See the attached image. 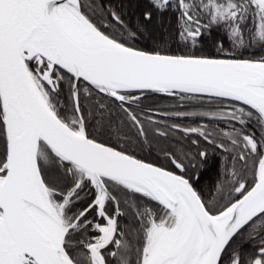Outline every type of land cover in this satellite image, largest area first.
I'll return each mask as SVG.
<instances>
[{
    "label": "snow or ice",
    "instance_id": "6c2138e0",
    "mask_svg": "<svg viewBox=\"0 0 264 264\" xmlns=\"http://www.w3.org/2000/svg\"><path fill=\"white\" fill-rule=\"evenodd\" d=\"M123 7L0 0V264H264V0Z\"/></svg>",
    "mask_w": 264,
    "mask_h": 264
},
{
    "label": "trees",
    "instance_id": "16d2710c",
    "mask_svg": "<svg viewBox=\"0 0 264 264\" xmlns=\"http://www.w3.org/2000/svg\"><path fill=\"white\" fill-rule=\"evenodd\" d=\"M91 2V0H89ZM97 2H100V0H97ZM123 4V19L125 20V23L128 25L135 24L139 21V8L137 5L145 6L147 4V0H131V6L129 5V0H111V5L112 6H117ZM243 51V50H242ZM261 51L259 48L255 49H250L248 51H243V55L245 57L248 56H259L261 55ZM149 103H153V101H149ZM177 101L173 98L170 97H163V96H158L154 98V103L153 107L158 109V110H164V109H171L173 105H175ZM181 110L185 111H208L212 110L206 105L204 107H201L199 104H196L195 102H191L188 104H185ZM157 120L161 121H167V123H179L184 126H198L201 121H207L206 123H210L207 118H201V117H186V118H181L179 120L173 118V119H168L167 117L163 115H157L155 117ZM188 124V125H187ZM211 127H218L221 129H224L225 131H230L231 130V125L219 121V122H212ZM239 127V125H236ZM193 139H198L197 136L192 135L190 138L185 136L182 132L180 131H175L171 139L165 140L164 138H160V143L164 147H168L169 145L177 150L180 151L181 149L183 151H192L195 152L197 149L194 145L191 144V140ZM201 146L202 147H207L209 148V151L211 150L210 145H206L201 141ZM136 154L142 158H146L148 161L168 166L171 167L172 170H176L174 167H172L169 164V161L165 158L164 153L159 151V146H156L154 144L153 148H145L143 151H141L139 148L135 149ZM221 154L217 151L214 155L210 154V161L209 164L206 168H204L203 171V177L201 179V184L200 186L203 187L206 191H212L213 190V184L214 181L217 180V172H218V166H217V161L220 160ZM201 170H198V174ZM213 195H216V193L213 191ZM246 247L249 248V250H252L253 246L252 245H246Z\"/></svg>",
    "mask_w": 264,
    "mask_h": 264
},
{
    "label": "flooded vegetation",
    "instance_id": "af4514ba",
    "mask_svg": "<svg viewBox=\"0 0 264 264\" xmlns=\"http://www.w3.org/2000/svg\"><path fill=\"white\" fill-rule=\"evenodd\" d=\"M207 121H201L200 123H199V125H202V124H209V123H206ZM188 125V124H187ZM210 153H211V151H210ZM209 161H210V159H209Z\"/></svg>",
    "mask_w": 264,
    "mask_h": 264
}]
</instances>
